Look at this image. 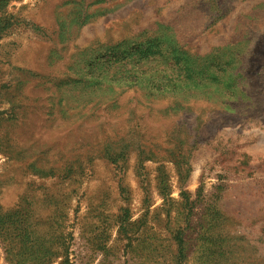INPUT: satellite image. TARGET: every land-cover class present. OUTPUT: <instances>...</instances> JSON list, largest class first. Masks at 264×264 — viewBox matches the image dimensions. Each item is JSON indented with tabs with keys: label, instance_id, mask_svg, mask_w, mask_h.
Here are the masks:
<instances>
[{
	"label": "rangeland",
	"instance_id": "rangeland-1",
	"mask_svg": "<svg viewBox=\"0 0 264 264\" xmlns=\"http://www.w3.org/2000/svg\"><path fill=\"white\" fill-rule=\"evenodd\" d=\"M0 264H264V0H0Z\"/></svg>",
	"mask_w": 264,
	"mask_h": 264
}]
</instances>
